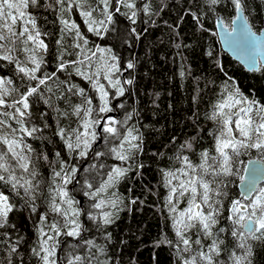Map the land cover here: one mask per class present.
Segmentation results:
<instances>
[{"label": "trees", "instance_id": "1", "mask_svg": "<svg viewBox=\"0 0 264 264\" xmlns=\"http://www.w3.org/2000/svg\"><path fill=\"white\" fill-rule=\"evenodd\" d=\"M79 2H83V7L77 6L78 0H64L63 4H57L55 0H39L38 7L30 6L28 9L36 18L40 38L48 45L47 50H42V53L39 49L36 50L37 57L44 61L36 76L41 78L45 73L55 72L56 77L41 85L38 93L29 97L30 108L24 110V117H20L11 105L20 99V95L29 86H36L38 80H30L19 72L17 61L20 66L34 67L28 59L30 53L23 51L25 47L33 48L34 45L31 42L27 45L23 43L26 36L0 41L4 46L5 43L9 44L6 53L0 52V78L12 81L11 84H5L6 88L17 89L10 91L5 97L7 103L0 106V120L5 122L0 128L2 135L6 134L10 140L19 139L27 147L31 164L29 171L24 172L18 167L17 159L7 153V146L2 142L0 155H7L0 162L7 163L10 172L15 174L21 184L30 180L34 185L32 195L35 196L33 201L25 195L24 188L17 185L14 190L13 182L0 181V192L8 195L9 202L13 205V211L8 215V225L0 228V264H9V261L11 264H41L31 252L33 247L38 246L36 227L40 215L44 213H47L49 223L54 219L62 220L50 211L53 195L50 189L55 184H62L63 175L70 172L73 166L78 171L71 183L64 187L69 197L75 201L73 207L80 210L78 219L85 229L81 234L82 239H94L98 246L104 248V254L99 256L103 264H182L175 248L178 237L175 235L174 217L188 207L190 197L187 193L184 196L173 194L172 203L177 212L172 213L167 202L170 188L200 174L199 168L196 173H191L183 163V157H188L193 166L201 163L200 154L205 150L218 157L215 145L220 123L210 118L216 111L217 104L236 90L248 100L264 104V66L260 65L257 70L249 71L223 50L217 34V17H221L225 26L232 27L237 11L231 0H221L216 5H211L209 0H134L136 9L121 5L119 13L115 12L116 0H111V22L107 20L100 0ZM49 4L53 6L49 7ZM144 4L150 5L148 13L142 10ZM244 5L242 11L250 26L254 31L260 32L264 29V0H244ZM134 10L137 11L135 24L128 18ZM82 11H92L91 19L96 22L93 28L100 35L88 31ZM192 13L198 19H194ZM61 20L74 22L88 44L83 45L75 34L76 29L62 31L65 26ZM132 28L136 29L138 37L130 35ZM105 29L108 31L105 32ZM20 30L18 22L15 31ZM58 40L60 44H57ZM76 43L81 44L83 51L75 47ZM177 44L180 48L176 47ZM97 47L110 48L111 52H96ZM61 52L64 53V61L83 60L85 55L91 57V60L84 61V64H69L66 70L57 71ZM93 52H96L94 57ZM4 55H11L12 59L4 60ZM111 55L117 57V69L109 73L112 81L109 83V79H105L107 69L104 65L113 63ZM129 61L135 65L133 69H127ZM76 67L104 86L108 93L106 99L110 111L99 112L102 104L99 91L94 88L92 81L76 74ZM98 70L99 75H96ZM181 70L185 72L183 77L180 76ZM129 79L133 81L132 84L126 83ZM116 81L120 83L113 87ZM119 87L124 88L123 95H117ZM49 88L51 91H48ZM78 89H83L85 95L77 94ZM86 99H91L90 106L93 109L87 117L89 120L101 122L106 117V121L112 118L121 122L129 115L131 119L124 125H115L121 133L120 137L115 138L108 137L103 128L100 133L94 130L97 123L94 124L89 131H94L97 139L91 141L88 155L80 157L79 150L70 152L67 149L65 139L58 133L63 128L65 138L71 133L75 142L73 130L85 131L82 123L86 118L84 109L89 107L85 103ZM76 105H81L79 116L73 111ZM241 106L243 105L226 108L225 112L238 111ZM16 107L22 108L21 105ZM235 119L233 116L232 120ZM18 120H23L25 128H36L37 131L28 136L21 130ZM232 127H235L234 124ZM128 128L136 129L134 134L142 136V150L136 152L132 160L123 162L115 154L108 153V149L119 144ZM186 143H191L192 148L181 147ZM228 151L231 155V150ZM96 152H104L106 155L96 157ZM56 153H60V156L57 157ZM45 155L47 160L43 159ZM254 157L264 160V153L256 149L242 152L233 164L235 174L220 178L226 185L223 190L227 196L218 197L222 200L223 209L219 223L212 229L214 236L205 237L199 232V228L192 229L187 235L195 241L199 232L202 244H193L190 253H182L184 257L196 256L197 264H206L197 253L207 252V245L212 239L223 241L219 256L213 254L217 264H233L229 260L233 251L238 255L242 254L243 250L236 247L238 240L231 236V229L238 226L232 225L226 218L230 214L228 209L231 201L241 199L238 187L240 177L243 176L246 162ZM60 161L65 162V172L61 173V177H54L53 172L61 170ZM129 165L143 167L133 166L114 186L96 197L90 195L107 179V172L111 168ZM33 171L37 173L35 177L31 175ZM169 172L175 173L178 179L166 176ZM185 172H189L191 176L184 175ZM0 174L6 178L9 175L2 169ZM169 179L171 185L167 182ZM205 179L212 177L205 176ZM85 181L91 183L93 188L89 189ZM260 188H264V184ZM101 199L105 201L104 207L95 209L93 204ZM117 199L119 204L113 208L108 201ZM133 200L136 202L132 203ZM250 200H246V204ZM56 202L61 203L59 197ZM32 204L36 207L35 212L31 210ZM62 207L68 206L62 204ZM103 212L113 214V223L107 226L102 224ZM89 213L96 217L95 221L89 219ZM221 227L226 231L215 235ZM45 231L48 229L45 228ZM165 238L173 244L164 243ZM58 239L61 242L57 249L58 264H66L62 259L66 250L81 243V238L61 235ZM248 243L253 249L252 264H264V240L249 239ZM13 246L17 247V251L10 254ZM76 250L84 253L83 248ZM91 251L93 254L97 252L95 248Z\"/></svg>", "mask_w": 264, "mask_h": 264}, {"label": "snow or ice", "instance_id": "2", "mask_svg": "<svg viewBox=\"0 0 264 264\" xmlns=\"http://www.w3.org/2000/svg\"><path fill=\"white\" fill-rule=\"evenodd\" d=\"M57 4H63L64 0H55ZM86 2V0H85ZM221 0H209L211 5H216L220 3ZM237 13L245 7L244 0H231ZM100 3L103 5L104 14L109 22L112 21L113 15L109 11L111 5V0H100ZM124 6L128 9H136V3L134 0H116L115 12H120V6ZM38 7L39 0H0V41H5L9 39H15L17 37H25L23 43L25 45L28 42H31L34 47L23 49L24 52L30 53L28 56L29 61L34 65L32 68L26 66H20L17 61V67L19 72L23 73L30 80H38L36 86H29L25 93L20 95V99L14 101L11 107L15 108V112L19 114L20 117L26 115V111L30 108L29 97L33 94L38 93V90L41 85H45L47 81L52 80L56 77V73L43 74L41 78L36 76V73L41 69V65L44 63L42 58L37 57L36 50L46 51L48 45L45 44L43 39H40L41 32L37 28L36 18L28 11L29 7ZM49 7L53 5L49 4ZM78 7H83V2H79ZM145 13H148L150 10L149 4H144L143 9ZM63 11V9H61ZM81 15L85 18V23L88 26L89 32H96V35H100V32L93 28V24L96 23L91 19L92 11H82ZM127 15V13H125ZM194 19H198L195 13H192ZM137 17V11H132L131 15L128 18L135 24V18ZM246 19V18H245ZM20 23L21 30L19 32L15 31L17 23ZM61 23L64 24L65 28L62 31H71L76 29V36L82 40L83 45L88 44V40L82 36L78 26L72 22L69 23L67 20H61ZM100 23H103L102 21ZM235 23V21H233ZM29 25L31 27H29ZM227 27V26H226ZM108 30L105 29V32ZM236 28H232L231 32L235 33ZM5 32L7 35H5ZM130 35L138 37V33L135 28L130 30ZM57 44H60V41H57ZM4 45L0 44V48H3ZM75 47L81 49V44L76 43ZM177 48H180V45H176ZM83 51V49H81ZM96 52L105 53L111 52V49L105 48H96ZM96 52L92 53L94 57ZM64 53H60V62L58 64L57 71H64L69 64H84V61H90L91 57L85 55L83 60L79 61H64L62 59ZM211 55V53H209ZM4 60H11V55H4L2 57ZM113 63L108 65L107 63L104 67L107 69L105 72V79H109V83H112L109 73L117 69V57L115 55L110 56ZM133 62L129 61L127 63V69L134 68ZM76 74L82 76L86 80H90L93 83L94 88H96L100 93V99L102 101L101 106L99 107V112H108L111 109L108 107V101L106 99L108 93L105 91L104 86L99 84L98 81L92 80V77L89 76L86 72H82L79 67L75 68ZM96 75H99V70ZM185 72L180 71V76L183 77ZM132 80L129 79L126 81L127 84H132ZM11 84V80H5L0 78V106H4L7 101L5 97L10 94V91H17V89H8L5 87V84ZM120 82L116 81L112 86L116 87ZM75 88V86H73ZM72 89H69L71 91ZM48 91H51L49 88ZM124 88L119 87L117 90V95H123ZM77 94L85 95L83 89H78ZM47 103V101H45ZM85 103L89 105L84 109V116L86 117L83 120L82 127L85 131L80 132L78 130H73L75 133V142L72 140L71 133L68 134L65 138V130L60 129L59 135L61 138L65 139V145L67 149L71 151H78L80 157H85L88 155V149L91 147V141L96 139V133L94 131H89L92 126L98 121H92L87 119L93 111L91 108V99H86ZM16 105H21V107H16ZM243 105L238 108V111L235 112H225V109L236 108L237 106ZM216 111H214L210 118L213 120H218L220 123L219 135L217 137V142L215 145V152L218 153L217 156H212L207 150L203 151L201 156V163L199 165L193 166L189 161L188 157H183V163L191 170V173H196V169H200V174L196 175L195 178H189L181 183L177 187L170 188V196L168 197V205L170 206V211L176 213L177 209L172 203V195L178 194L179 196H184L186 193L189 195L188 207L180 211L178 216L174 217V226H175V235L178 237V240L175 244L177 249L178 258L182 260V264H197L196 256H191L190 258L184 257L182 253H190L192 250V245H201L202 241L199 238V232H202L205 237H213L214 233L212 231L213 227L219 223V217L223 209L222 200L218 197L227 196L226 191H224L223 180L221 177H227L234 175L233 164L238 159L239 155L242 152H246L250 149H256L261 153H264V104H260L255 100H248L244 97L238 90L231 92L226 99L215 106ZM23 109V110H22ZM74 114L79 116L81 111V105H76L74 108ZM3 115H12L9 113H3ZM67 115V113H64ZM235 116L236 119L233 121L232 117ZM131 119V115L125 118L124 121L117 122L112 118H109L108 123L103 126V132L108 134V137H120V130L115 127L117 123L122 125L127 123V120ZM3 120H0V125L4 124ZM18 123L21 125V130L25 132L28 136H31L34 132L37 131L36 128L29 130L24 127L23 120H18ZM234 124V128L232 125ZM10 127V126H9ZM15 131V129H13ZM137 132L134 128H128L126 134L122 136L120 142L117 146L111 147L108 149V153L115 154L116 158L123 162H128L132 160L135 156V153L142 150V136L139 134H134ZM91 137V140L89 139ZM108 137L105 139L108 140ZM0 142L7 146V153H11L12 157L17 159L18 167L21 168L24 172L29 171V166L31 160L26 155H23L22 152H18L17 148L21 147L20 141L16 139H8L7 135H0ZM110 142V140H109ZM182 148H192L191 143H186L181 146ZM228 150H231V155ZM29 151L31 148L29 147ZM0 155V161L4 160V156ZM96 157H101L106 155L104 152H96ZM56 156L59 157L60 153H56ZM44 160H47L48 157L45 155ZM211 161V162H210ZM61 170L54 171V177H61V173L65 172V162L60 161ZM133 166L143 167V165H129L128 167L115 166L107 172V179L104 180L100 187L96 188L90 193L91 196L96 197L99 193L106 191L109 187L114 186L115 183H118L120 179L124 178L129 171L132 170ZM95 168V165L91 166ZM103 167V165H100ZM0 169L4 172H8L9 175L6 178L4 175L0 174V181H11L12 188L15 190L17 185L24 188V193L26 196L30 197L31 200H35V196L32 195V189L34 185L30 180H25L21 184L20 180L17 179L14 173L10 172L9 166L5 162H0ZM88 171L89 169H85ZM78 169L76 167H71L70 172H66L62 177V184H55V187L50 189L53 193L50 211L57 214L61 217L62 220H53L51 223L48 222L47 213L40 215V220L36 227L37 237H38V246L31 249L32 255L37 257L41 264H58L57 259V249L60 247V240L58 239L61 235L72 238H81V243H78L75 246H72L69 250H66L65 256L62 258L66 261V264H93V261H96V264H103L100 261L99 256L104 254V248L98 246L95 243L94 239H82V232L85 231L82 224L79 221L80 210L73 207L75 201H73L68 192L65 190V185L71 183L73 177L75 176ZM182 171V170H181ZM33 177L37 175L35 171L31 173ZM184 175L191 176L189 172H185ZM166 176L178 179L175 173L169 172L166 173ZM205 176H210L212 179H205ZM241 180L244 179L243 176L240 177ZM168 184L171 185V179H169ZM86 186L89 189L93 188L91 183L85 181ZM202 189V191H200ZM179 190V191H178ZM249 190H253L250 186ZM17 195L19 193L17 192ZM57 197L61 203H57ZM136 201L133 200L132 203ZM113 208H116L119 204V200L108 201ZM62 204H66L68 207H62ZM105 201L99 200V202L94 203L93 207L95 209H101L104 207ZM206 209V210H205ZM31 210L36 211V207L32 204ZM13 211V205L9 202V196L4 192H0V228H3L8 225V215ZM229 215L227 220L231 221L232 225L238 226L231 229V236L238 240L236 245L237 248L243 250L242 254H237L233 251L229 260L233 264H252V254L253 249L252 245L248 243L249 239L251 240H264V188H260L256 191L255 197L249 201L248 204H241L240 200L234 199L231 201L230 207L228 209ZM89 219L95 221L96 217L89 213ZM113 223V214L110 212L102 213V224L107 226ZM14 227V226H12ZM99 228L100 225H97ZM45 228L48 231H45ZM194 228H199L197 239L193 241L190 236L187 235ZM225 228L221 227L218 229V232L215 234L218 236L219 233H224ZM51 233V234H50ZM110 238V234H108ZM164 243L172 245L173 242L165 238ZM159 243V242H157ZM223 244L222 240L212 239L211 243L207 245V252L199 251L197 255L201 260L205 261L206 264H217L214 261L213 254L219 256L222 251L220 245ZM183 245V248H181ZM83 248L84 253L77 251L76 249ZM97 250L96 254L92 253V249ZM17 247L13 246L10 250L11 253H16ZM9 264L11 262L9 261Z\"/></svg>", "mask_w": 264, "mask_h": 264}, {"label": "water", "instance_id": "3", "mask_svg": "<svg viewBox=\"0 0 264 264\" xmlns=\"http://www.w3.org/2000/svg\"><path fill=\"white\" fill-rule=\"evenodd\" d=\"M243 11L237 13L232 27H226L220 16L217 17V34L223 50L243 65L247 70H257L260 65L264 66V29L256 32L250 26ZM236 28L235 33L231 32ZM106 117L101 120L97 127L101 132ZM244 179L239 182V191L241 194V204H246L256 194L259 187L264 184V160L260 158H250L245 165ZM250 186L253 190H249ZM245 200V202H242Z\"/></svg>", "mask_w": 264, "mask_h": 264}, {"label": "rangeland", "instance_id": "4", "mask_svg": "<svg viewBox=\"0 0 264 264\" xmlns=\"http://www.w3.org/2000/svg\"><path fill=\"white\" fill-rule=\"evenodd\" d=\"M29 26H30V25H29ZM5 35H7L6 32H5ZM40 39H41V38H40ZM0 44H2V43H0ZM8 45H9L8 43H5V46H4L3 48H0V52H5V53H6L7 50H8V48H6V47H8ZM4 50H5V51H4ZM39 51H40V53H42V50L39 49ZM43 51H44V50H43ZM0 55H1V54H0ZM107 123H108V121L105 122V124H107ZM100 124H101V122H98L97 125L94 126L93 129H94V130H97L96 128H97ZM105 124H104V125H105ZM0 126H1V125H0ZM0 135H2L1 128H0ZM5 135H6V134H5ZM11 139H13V138H11ZM96 139H97V137H96ZM17 141H19V139H18ZM20 143H21V141H20ZM17 151H18V152H22V154H23V155H26L27 157H28V155H29V154H28V149H27V147H25V145H23L22 143H21V147H18V148H17Z\"/></svg>", "mask_w": 264, "mask_h": 264}]
</instances>
